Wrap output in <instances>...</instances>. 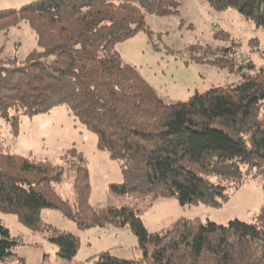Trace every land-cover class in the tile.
<instances>
[{"label": "trees", "instance_id": "1", "mask_svg": "<svg viewBox=\"0 0 264 264\" xmlns=\"http://www.w3.org/2000/svg\"><path fill=\"white\" fill-rule=\"evenodd\" d=\"M206 1L217 10L236 9L264 29V0ZM179 8L177 0H34L0 9V32L25 20L38 41L24 59L0 47V117L17 136L22 116L66 106L96 134L97 148L118 161L122 181L110 191L130 199L95 208L89 160L77 147L53 161L0 145V211L46 231L63 259L78 253L80 239L47 223L48 208L80 229L131 228L143 257L105 251L96 264H264V206L251 221L180 218L156 232L142 219L164 199L222 207L249 176L264 175V67L242 82L170 103L118 51L119 42L140 31L152 34L147 14ZM208 60L235 71L230 60ZM18 243L0 219L1 263L15 256Z\"/></svg>", "mask_w": 264, "mask_h": 264}, {"label": "rangeland", "instance_id": "2", "mask_svg": "<svg viewBox=\"0 0 264 264\" xmlns=\"http://www.w3.org/2000/svg\"><path fill=\"white\" fill-rule=\"evenodd\" d=\"M32 1L0 0V9H19ZM177 1L180 3L178 14H147L151 35L140 31L117 44L123 59L135 66L166 102L187 101L196 92L242 82L246 76L255 75L264 67V29L244 19L233 8L217 10L206 0ZM0 47L4 48V54L24 59L38 48L36 33L27 21L21 20L19 25L0 32ZM225 48L228 51H224ZM196 57L202 61L193 60ZM217 58L230 60L235 71L205 62ZM0 145L10 146L20 154H33L53 161H59L61 154L69 148L77 147L89 160L91 204L103 208L130 202V199L115 196L109 188L111 183L122 181L118 161L97 148L96 134L76 119L66 106L32 117L22 116L17 136L11 125L0 117ZM67 188L66 185L62 187ZM263 206L264 175L252 174L222 207L182 205L177 199H164L144 210L142 219L149 231L156 232L180 218L198 217L219 224H227L233 219L251 221ZM0 219L19 240L15 256L8 264H22L21 260L24 264H96L98 256L105 251L124 258L143 257L138 238L128 225L80 229L60 211L44 210L47 223L80 239L78 253L68 260L58 255V248L47 239L46 231L27 227L12 213L0 211Z\"/></svg>", "mask_w": 264, "mask_h": 264}]
</instances>
